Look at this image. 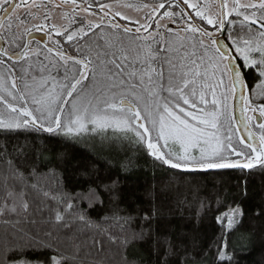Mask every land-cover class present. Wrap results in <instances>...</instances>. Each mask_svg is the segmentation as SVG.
Here are the masks:
<instances>
[{
    "label": "snow or ice",
    "instance_id": "snow-or-ice-1",
    "mask_svg": "<svg viewBox=\"0 0 264 264\" xmlns=\"http://www.w3.org/2000/svg\"><path fill=\"white\" fill-rule=\"evenodd\" d=\"M72 2L76 4V0ZM26 3L27 0H0V10L5 13L0 17V27H4L7 19V28L11 29L10 14ZM93 4L101 14L99 23L84 24L81 21L77 30L56 31V35H66L68 41H73L87 37L90 32L96 35V30H101L99 41L103 43L77 49L80 58L66 55L59 47L54 50L45 46L48 53L55 51L58 62L49 61L47 65L42 64L36 74L27 78L21 76L22 87L14 75V64L0 72V106L4 108L0 113V130L26 135L45 132L70 143L84 132L111 128L114 134L128 136L131 133V138L161 166L184 173L217 170L243 173L244 170L251 171L255 165L264 168V122L255 116L258 112L259 117L264 118V105L251 106L249 97L244 94L253 86L264 93V0H250L248 3L232 0L231 5L229 0H223L222 11L216 19L205 16L200 6L190 0H156L155 6L145 15L148 23L137 27L135 33L116 23L117 17L128 18L120 12H111L110 5L103 0H84V10L95 13ZM231 16L235 19H228ZM196 19L201 23L206 21L219 35L196 25ZM158 20H171L174 24L183 21L181 30L186 35L173 36L170 27L161 34ZM226 23L231 25L227 30ZM153 24L156 25L154 36L148 32ZM237 26L239 31H234ZM106 27L109 32L115 29L125 36L132 33L133 39L138 41L136 47L126 48L118 38L114 41L115 33L109 36L103 31ZM142 29L146 33L144 36L140 35ZM205 40L210 44H205ZM189 41L194 43L189 44ZM154 43L156 48L152 47ZM174 44L180 49L189 44L193 52L175 63L166 56L162 57L161 53L173 51ZM197 46L202 52L193 59ZM28 55L27 46L24 51L12 53L0 47V65L5 64V58L17 61ZM34 55L39 56V53ZM61 67L63 80L58 81L51 73L58 72ZM24 71L31 72V65ZM249 77H252L251 83ZM237 88L240 90L239 123L247 132V139L241 136L234 143L232 125L235 118L229 111L228 100L229 96L233 100L237 98ZM253 121H256L255 125ZM250 125L258 128V136L250 130ZM0 160L4 164L0 183L11 188L5 193L0 214L9 210V204H12V211L16 210V195L24 198L22 207L26 211V189L40 190L39 177L68 179L66 169L53 173L51 169L41 172L35 166L26 167V159L10 155L6 147L0 148ZM83 175L87 187L68 192L64 185L61 191L66 197H62V201L67 212H78V219L87 223L86 217L92 208H103L106 202L111 204L119 200L120 193L116 187L118 181L105 182L99 174L92 176L87 171ZM240 183L244 187L233 197L229 211L216 217L219 224L224 225L226 221L229 235L242 225L246 215L243 198L247 195V181ZM121 211L118 206L109 208L106 218L124 221L121 227L130 233L128 242L144 240L151 235V229L147 232L143 227L140 231L132 229L135 217L121 215ZM207 211H211L210 205ZM262 214L264 212L256 213L257 216ZM155 217L156 210L153 209L150 215L145 214L144 219L151 223ZM197 217L202 219L199 212ZM55 220L67 232L72 230L71 223L64 220V210L56 213ZM212 244L216 247L218 259L232 264L233 257L227 255L226 237L221 235ZM169 250L175 253V247L169 246L165 249V257ZM208 250L211 251V246ZM2 251L0 264H66L56 246L50 243V234L47 233L44 237L33 235L26 243L3 246ZM163 264H167V259ZM181 264L185 262L181 261Z\"/></svg>",
    "mask_w": 264,
    "mask_h": 264
},
{
    "label": "trees",
    "instance_id": "trees-1",
    "mask_svg": "<svg viewBox=\"0 0 264 264\" xmlns=\"http://www.w3.org/2000/svg\"><path fill=\"white\" fill-rule=\"evenodd\" d=\"M234 31H239V27ZM172 55L164 53L168 59ZM172 61L180 60L172 58ZM248 82H252V77ZM254 90L259 88L253 86L248 94L252 95ZM234 130L239 139L236 127ZM131 137V133L128 136L114 134L109 128L87 131L66 143L63 138L57 139L45 132L26 135L0 130V148L6 147L10 155L26 159V167L35 166L41 172L51 169L53 173L66 169L68 177L63 181L59 176L55 179L39 177L40 190L26 189V211L22 207L24 198L14 197L16 210L12 211L9 204V210L0 214V256L3 246L26 243L33 235L44 237L47 233L66 264H163L165 259L167 264H181V261L228 264L218 259L212 244L223 235L228 241L227 255L233 257L232 264H264V214L256 215L264 212V168L255 165L251 171L243 173L239 170L184 173L161 166ZM3 167L0 160V180ZM85 171L92 176L99 174L105 182L118 181L120 199L111 204L106 202L103 208H92L86 217L89 222L82 223L78 212H67L61 188L66 185L71 192L87 187L83 183ZM77 180L80 183H76ZM245 180L246 215L242 225L229 235L226 221L224 225L219 224L216 217L229 211L233 197L244 187L240 182ZM10 190L0 183V210L4 207L5 193ZM209 205L211 211H207ZM117 206L122 210L121 215L135 217L132 229L140 231L143 227L146 232L151 229V235L128 242L130 233L121 227L124 221L106 218L108 209ZM153 209L156 217L148 223L145 214L150 215ZM61 210H64V220L72 225L70 232L55 220ZM198 212L202 219L197 217ZM169 246L175 247V253L169 250L165 257Z\"/></svg>",
    "mask_w": 264,
    "mask_h": 264
},
{
    "label": "rangeland",
    "instance_id": "rangeland-1",
    "mask_svg": "<svg viewBox=\"0 0 264 264\" xmlns=\"http://www.w3.org/2000/svg\"><path fill=\"white\" fill-rule=\"evenodd\" d=\"M190 2L197 3L200 6V10L204 13L205 16L209 18L216 19L219 13L222 11L220 0H190ZM231 2L232 0H229L230 5ZM240 2L248 3L250 2V0H240ZM105 3L110 5L111 12H120L123 14V16L128 18L127 20H122L117 17L116 23H119L122 28H130L132 30V33H135L137 27L148 23V21L145 20V15L151 10L152 6H155L156 2L154 0H110ZM144 4L149 5V7H139L140 5ZM93 9H96L95 13L85 11L84 0H76V4H73L72 0H27L26 4H22L20 8L15 9L13 14L10 16L12 27L13 25H15L18 33H20L19 30H26V25L31 24V26L35 27L38 24H41L40 17H43L44 24L42 26L48 34L47 44H44V46L42 47L34 44V49H31L30 54L25 60H22L18 63H5L4 65H0V72H4L6 67H12V65L14 64V75L17 79V83L22 87L23 84L20 79L21 76H25L27 78L28 75L36 74L41 65H47L49 61H52L53 63L58 62V57H56L55 51L53 53H48L45 46L51 47L54 50L59 47L60 51L68 55V49L70 50L69 45L75 40L68 41L66 39V35L57 36L56 31L64 33L65 30H77L81 26V21H83L84 24H87L88 22H91L93 24L100 22L101 14L99 13L96 4H93ZM160 11L162 12L163 10ZM1 12L2 10H0V13ZM23 17L26 19L30 18L32 19V21L26 24L25 22H22ZM109 19H111V15L109 16ZM228 19H235V17L231 16L228 17ZM157 23L161 25V34H164L165 29L170 27L171 34L173 36L176 34L181 37L186 35L181 30L184 26L183 21L174 24L171 20H158ZM194 23L202 28H206L213 35H219V33H216L214 31L213 26L206 24V21L204 23H201L199 19H196ZM227 26H229V28L231 27V25H228L226 23L225 28H227ZM53 28L55 29V31L52 30ZM236 28H238V26ZM155 29L156 25L153 24L152 27L148 29V32L154 36L156 35ZM103 31L106 32L109 36H111L114 32L115 36H113V40L115 41L118 38L123 42L126 48L131 47L134 49L136 47V44L138 43V41H135L133 39L132 33L125 36L120 32H116L115 29L109 32L107 27ZM26 33L27 31L23 32V34ZM100 35L101 30H97L96 35H92L91 32L89 33V35L87 36V41L90 42L91 47H95L98 42L103 43L102 41H99ZM140 35H146L143 29L141 30ZM191 43L194 42L189 41V44ZM204 43L210 44L208 40H205ZM189 44H186L184 49H180L178 45L174 44L173 51L168 52V54L171 53L173 54L172 58L181 60V57H187L193 52V48L190 47ZM152 47L156 48L157 45L154 43L152 44ZM160 47H163V44H161ZM195 51L196 56L192 57L193 59H197L202 52V50L199 49L198 46ZM35 53H39V56L34 55ZM209 55H211V53H209ZM161 56H164V53H161ZM172 58L170 59L172 60ZM29 65H31V72L26 73L24 70L28 69ZM69 65H71V61H69ZM129 71H131V69H129ZM51 74L55 76L58 81L63 80L62 67L58 69V72L52 71ZM44 75L47 76L48 73H44ZM28 82L31 83V80H29ZM248 97L251 106L259 107L260 105H264V93H262L260 89L256 91L254 90L252 95L248 94ZM228 105L229 111L233 114V98L231 96H229ZM65 111L67 112V108L65 109ZM2 112H4V108L0 106V113ZM249 115H253V113L249 112ZM252 123L253 125L256 124L255 121H253ZM234 125L235 123L233 122L232 139L233 142L236 143L238 141V138H236L237 135L234 130ZM253 129L256 134L259 135L258 128L253 127Z\"/></svg>",
    "mask_w": 264,
    "mask_h": 264
},
{
    "label": "flooded vegetation",
    "instance_id": "flooded-vegetation-1",
    "mask_svg": "<svg viewBox=\"0 0 264 264\" xmlns=\"http://www.w3.org/2000/svg\"><path fill=\"white\" fill-rule=\"evenodd\" d=\"M17 2H19V0H17ZM14 12V11H13ZM13 12L11 13V15L13 14ZM3 13V11L0 13ZM10 15V16H11ZM10 18V17H9ZM32 19L28 18H22V22H25L26 24H28L29 22H31ZM40 21L41 24H38L37 26L33 27L30 25H26V30L27 33L23 34L22 30H19L20 33H18L15 25H13V27H11V29L7 28V19L4 22V27H1L0 29V35L4 41L5 44V49L9 52H21L24 50V46H27V50L28 53L30 54L31 49H34V44H37L39 46H44V43H42L41 41L38 40H31L30 43H28V34L30 32H34V33H43L46 32L43 28V24H44V18L40 17ZM43 21V23H42ZM30 26V27H29ZM90 46V42L87 41V37H84L83 39H79L76 41H73V43L71 45H69L70 50L68 49V56H71L73 58H80V53L77 51V49H85L86 47ZM74 51V53H73ZM26 59V58H25ZM25 59H21V60H17V61H7V59L5 58V63H18L21 62L22 60Z\"/></svg>",
    "mask_w": 264,
    "mask_h": 264
},
{
    "label": "water",
    "instance_id": "water-1",
    "mask_svg": "<svg viewBox=\"0 0 264 264\" xmlns=\"http://www.w3.org/2000/svg\"><path fill=\"white\" fill-rule=\"evenodd\" d=\"M220 3L222 4L223 0H220ZM4 16H5V13L3 12L0 17H4ZM0 29H1V27H0ZM31 40H38V41H41L44 44H47L48 34L46 32H43V33L30 32L28 34V43H30ZM0 47L5 48V44H4V41H3L2 37H1V35H0ZM239 92H240V90H239V88H237V98L235 100H233V116L235 118L234 119V123H235V127H236V129L238 131L239 136L240 137L243 136L245 139H247V132L244 130L243 125L239 123V115H240L239 114L240 101L238 99ZM244 94L246 96L248 95V89L245 90ZM255 116L258 118V120L260 122H264V118L259 117V113L258 112L255 113ZM250 130L253 131L254 134H256V132L254 131L252 125H250Z\"/></svg>",
    "mask_w": 264,
    "mask_h": 264
}]
</instances>
